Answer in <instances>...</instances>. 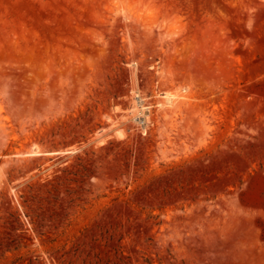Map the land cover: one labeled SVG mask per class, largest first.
Returning <instances> with one entry per match:
<instances>
[{
	"label": "rangeland",
	"instance_id": "1",
	"mask_svg": "<svg viewBox=\"0 0 264 264\" xmlns=\"http://www.w3.org/2000/svg\"><path fill=\"white\" fill-rule=\"evenodd\" d=\"M0 264H264V0H0Z\"/></svg>",
	"mask_w": 264,
	"mask_h": 264
}]
</instances>
